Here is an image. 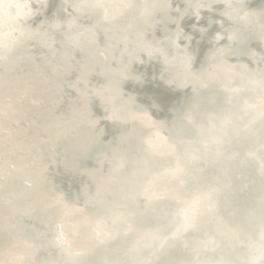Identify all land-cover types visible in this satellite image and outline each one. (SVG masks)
Returning <instances> with one entry per match:
<instances>
[{
	"label": "bare ground",
	"instance_id": "obj_1",
	"mask_svg": "<svg viewBox=\"0 0 264 264\" xmlns=\"http://www.w3.org/2000/svg\"><path fill=\"white\" fill-rule=\"evenodd\" d=\"M223 1L226 0H185L177 5L175 0H0V27L10 17L21 16L22 8L34 10L21 26L25 35L23 41L13 44L8 51L5 49L13 37L10 33H0V117L4 120L0 124V148L12 143L10 134L3 133L6 127L15 137L25 139L45 134L41 143V160L45 154L50 155L49 150L63 156L72 148H78L86 139L88 123L72 121L75 116L66 110V104L90 92L82 85L81 90H77V85L72 86L71 80L85 77L89 85L95 81L94 70H103L99 78L113 79L110 73L115 65H122L125 59L136 61L139 56L131 52L123 55L120 61L110 62L111 55L118 54L127 43H135L140 34L145 33L142 31L161 25L159 33L151 41L155 45L151 46L153 52L147 54L146 60L148 68L154 67L152 74L156 76L145 88H128V92L138 97L137 101L129 105L116 122L103 127L105 132H110L112 142H104L103 150L107 152L135 119L154 117L156 124L149 132H153L155 141H162L171 152L164 157L159 155L154 171L151 168L139 176L138 172L150 162L142 156L144 149L141 147L147 144L149 137L146 136L151 132L143 131L144 134L123 144L126 150L130 142L135 140L136 143L129 145L126 154L121 148L118 158H105L99 164L94 156L95 163L81 165L79 173L65 177L55 174L39 198L26 206L19 218L0 217V259L4 254L8 256L7 261L0 264H78L97 257L90 262L94 264L104 255V242H100L95 231L103 228L109 218L107 216L118 214L123 209L124 212L139 209V189L148 178L158 175L164 166H177L186 160L189 162L183 175L192 176L196 172V166L190 161L192 155H198L201 162H212L231 149L236 134L228 137L225 134L236 125V117L246 115L247 104L257 106L264 100V0H241L233 6L219 7ZM28 2L31 3L29 8L26 6ZM183 5L191 7L183 11L187 19H180L177 30L168 28L167 21L177 25L178 19L166 12L172 6L182 10ZM245 5L251 8L250 12L243 14L246 23L236 25ZM228 14H232L231 17ZM65 19L67 22L62 23ZM231 31L236 33V37L230 42L225 35ZM222 32V37L216 40L214 36ZM136 51L143 54L149 49L140 47ZM80 60H83L81 64ZM53 64L56 70L54 68L46 74L57 77L61 83L56 81L52 86L50 80H46V86L45 79L38 80L37 77ZM235 85L233 93L221 94L223 88L229 90ZM124 87L127 90V85ZM36 93L40 98L32 100L31 95ZM102 95L96 93V97ZM62 96L67 101L59 103ZM209 97H212L211 103ZM48 106L52 108L44 114ZM180 138L187 144L183 156L180 155ZM26 145L29 151L31 143L26 141ZM152 150L155 152V148ZM119 158L125 162L122 168L118 167ZM20 162L15 163L13 171L22 165ZM3 164L0 163V174L4 171ZM39 164L31 162L28 167L37 168ZM4 178L7 177L1 176L0 183ZM5 180L6 183L12 182ZM26 185L22 181L19 186L32 187ZM168 186H172L168 189L171 193L162 199L159 194L164 187L156 186L153 194L156 200L141 208L139 215L130 221L131 225L138 228L162 226L163 212L168 207L170 216L174 209L171 200H178L181 194L179 190L174 191L176 183L170 182L165 187ZM188 189L192 192L191 185ZM3 197L2 201L12 200L10 193ZM77 209H80L78 213ZM109 226L108 222L106 227ZM72 234H77L76 244L73 243V248L78 247L75 251L68 249L72 245L68 237ZM177 235L174 227H170L161 238L172 240V244ZM230 237L243 252L242 240L237 235ZM121 240L118 239L116 247L108 250L102 258H111L112 264H123L121 261L125 259L126 248L132 240L124 244L119 243ZM163 245L166 249L169 247L168 244ZM13 252H23L25 257Z\"/></svg>",
	"mask_w": 264,
	"mask_h": 264
},
{
	"label": "water",
	"instance_id": "obj_2",
	"mask_svg": "<svg viewBox=\"0 0 264 264\" xmlns=\"http://www.w3.org/2000/svg\"><path fill=\"white\" fill-rule=\"evenodd\" d=\"M182 1L185 0H175L174 4L178 5ZM231 2L232 0L219 2L218 6H233L239 4L241 0ZM26 6L29 8L31 3L28 2ZM183 7L184 9L178 10L176 6H172L166 12L178 19L177 25L167 21L168 28L177 30L180 19L182 18L183 20V17L187 19L188 16L183 11L187 7H191L190 5H183ZM250 10V6L245 5L243 7V12L239 15L240 18L236 20V25L246 23V18L243 14L250 12ZM31 11L34 10L28 9L26 11V9L22 8L20 13L23 14H19L21 16L16 14V16L10 17L9 21L0 27V33H10L13 37L5 51L12 48L13 44L23 41L25 35L21 26L32 15L29 14ZM231 15L228 14L230 17ZM64 22H67V20L65 19L62 23ZM157 26H152L148 28L149 30L142 31L145 33L140 34L141 37L135 43H127L126 45L128 46L122 50V54H119L120 56L115 55L118 56L119 60H122L121 55L125 56L134 52L138 54L139 58L136 61L125 59L126 62L122 65H115L114 71L110 73L113 75V79L99 78V75L103 74V70H94L95 81L89 85L85 77H77L71 80L72 86L77 85V90H81L82 85L90 92L85 97H77V101L73 99L70 104H66V110L73 112L74 115L72 117L75 116L71 118L73 119L72 121L89 124V126H87L88 124L86 125L85 129L86 139L78 145V148L74 150L72 148L63 156L49 150L50 155L45 154L41 160L40 157L43 151L41 143L45 139V134L39 136L36 134L25 139L23 137H15L7 127L4 131L1 129L4 134L6 132L9 133L12 139L11 145L0 148V163H4V171L0 174V178L1 176L2 178L7 177L2 179L3 182L0 183L2 185V187L0 186L1 218H19L25 207L33 204L39 198L43 188L55 177V174L57 175L58 173L62 177H65L71 173H79L82 170L80 168L81 165L89 166L95 163L93 160L94 156H96L99 164L105 158H118L122 153H119L120 149L125 147L123 144L135 139L139 134L148 133L153 126L155 127L156 119L154 117L148 120L135 119L129 126L127 125L128 127L125 132H121L122 136L119 135L116 138L115 143L110 145V149L107 152L103 150L104 142L112 143L110 140L111 134L110 132H105V128L116 122L121 117L119 115L126 112L128 106L134 105L137 101L138 97L128 92V88H145L152 83L156 76L152 74L154 67L150 66L148 68L149 64L146 65V60H148L147 54L153 52L151 46H155L151 41L159 33V28H162L161 25ZM233 32H228L225 35L230 42L234 41L236 37V33L234 32L235 34H233ZM222 35L223 32L222 34L218 33L214 38L219 40ZM140 47H145L149 51L141 53V55L136 51ZM81 61L83 60L79 61L80 64ZM162 65L164 66L163 62ZM54 66L55 64L48 65L46 72L42 71L39 73L40 77H37L38 80L44 78L46 86V80H50L52 86L56 85L54 82H58L57 77L46 74L51 72L55 68ZM16 81L18 82L17 79ZM11 83L14 84L16 82L12 81ZM124 85H127V90ZM40 87L42 88V86ZM235 88L236 85L232 86L229 90L228 88H223L221 94L224 96L231 94ZM97 92L100 95L103 93V95L96 97ZM36 94L37 96H35ZM36 94L31 95L32 100L40 98L38 97V93ZM208 100L211 103L212 97H209ZM63 101H67V98L62 96L59 103ZM246 106V115L244 117L238 115L236 117V125L225 134L227 137L236 134V141L231 145V149L228 152L223 153L212 162H201L202 159H199L198 155H192L190 161L196 166V172L192 176L183 175L189 160L181 163V166H176L175 164L164 166L160 169L159 174H156L157 176L154 175L148 178L144 186H141L139 189V209L136 208V211L129 212H124L123 209L118 214L107 216L109 218L102 225L103 228L99 227L95 231V235L97 234L100 242H104L102 244V253L104 255L108 250L116 247L115 243L118 239H122L119 243L124 244L132 240L131 245H128L126 248L125 259L121 261L123 264H142L146 260L145 264H264V100L257 106L251 103ZM207 107L208 105L205 111ZM51 108H47L44 114ZM3 122L4 120L0 117V124L2 125ZM125 137L127 140H125ZM146 137L149 138L146 140V142L148 141L147 144L141 147V149H144L142 156L146 157L150 162H147L148 164L146 163V166L138 172L139 176L146 174L151 168L152 171L155 170L159 155L164 157V155L171 153L169 147L166 148L162 141H155L153 132ZM149 139L152 140L149 141ZM26 141L31 143L29 151L26 150ZM179 142L182 144L180 155L183 156L186 152L187 144L181 138ZM132 143L136 144L135 140ZM132 143L130 142L129 145ZM129 145L126 146V150ZM137 145L140 147L139 143ZM152 148H155V152ZM126 150L124 148V153ZM90 158L92 159L90 160ZM119 159L120 165L118 167L122 168L125 162H122L121 158ZM19 161H21L22 165L16 168V171H13L15 163ZM31 162H40V164L37 168L30 169L28 166ZM21 173L23 175H20ZM5 179L12 182L6 183ZM32 180L35 182V185H32ZM22 181L27 184L26 186L32 185V187L29 189H27L28 187H20L19 185ZM132 181L134 182L135 180ZM36 182L38 183L37 185ZM170 182L176 183L174 191L179 190L181 194L178 200H171L174 209L170 212V216L168 214V207L163 212L162 226L151 225L138 228L131 225L130 221L139 215L141 208L148 206L156 200V196L153 195L156 186L161 187L163 185L164 187L163 192L161 191L159 194L162 199L165 194H168V189L172 188V186L165 187ZM189 185L192 186V192L188 189ZM9 193L12 200L8 202L2 201V198L5 199L3 196ZM79 211L80 209H77V213ZM125 214L127 215L125 216ZM123 216L126 217L125 221L122 220ZM108 222L111 224V227L114 225L112 229L110 226L106 227ZM115 227L117 230H114ZM170 227H174L176 234H178L172 244H170L172 240L167 241L161 238L163 233L167 232V229ZM77 234L76 236L72 234V236L68 237V240L72 244L68 246L69 250H77L78 247L75 246L76 248H73V243L76 244ZM231 235H237L239 240H242L241 247L244 249L243 252H240L238 247H236L237 242L231 239ZM163 244H168L169 247L166 249ZM162 247L163 249L159 251ZM79 249L82 250V248ZM13 253L25 257L23 252H20V254L18 252ZM80 253H84V251L78 254ZM102 257L96 260L94 264H112L111 258ZM96 258L86 259L78 264H90ZM7 259L8 256L4 254L0 259V263H5Z\"/></svg>",
	"mask_w": 264,
	"mask_h": 264
},
{
	"label": "rangeland",
	"instance_id": "obj_3",
	"mask_svg": "<svg viewBox=\"0 0 264 264\" xmlns=\"http://www.w3.org/2000/svg\"><path fill=\"white\" fill-rule=\"evenodd\" d=\"M111 43H108V45H110ZM127 47V45H125V46H123V47H121L120 49H119V52H118V54L117 55H119V54H122L121 52H122V50L124 49V48H126ZM120 56V55H119ZM123 58V55H121V59ZM109 60H110V62H112V61H114V60H119V58H118V56H115V55H111V57L109 58ZM120 61V60H119ZM32 135V134H31Z\"/></svg>",
	"mask_w": 264,
	"mask_h": 264
}]
</instances>
